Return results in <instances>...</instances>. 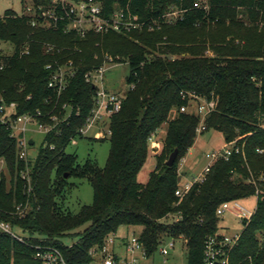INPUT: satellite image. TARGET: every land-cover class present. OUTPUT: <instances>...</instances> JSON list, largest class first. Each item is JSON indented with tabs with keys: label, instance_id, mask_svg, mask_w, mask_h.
Wrapping results in <instances>:
<instances>
[{
	"label": "trees",
	"instance_id": "1",
	"mask_svg": "<svg viewBox=\"0 0 264 264\" xmlns=\"http://www.w3.org/2000/svg\"><path fill=\"white\" fill-rule=\"evenodd\" d=\"M41 1L46 0H33L36 6ZM102 1L106 14L129 10L144 26L82 37L34 28L30 15L14 10L0 16V39L15 45L13 55L0 56L5 62L0 106L15 103L13 117L36 115L53 127L35 160L25 162L12 129L0 123V160L5 164L0 170V221L29 239L22 242L0 229V264H43L35 258L38 245L59 248L68 264L89 263L94 260L91 249L102 248L122 225L142 227L140 240L150 255L174 238L186 264H202L206 238L221 231L218 206L251 196L257 197L255 213L231 262L264 264V0ZM174 9L179 14L171 21L167 14ZM106 54L129 64L127 84L134 87L109 117L111 134L98 140L111 144L105 166L92 159L81 165L78 154L66 149L72 140L85 137L80 130L98 91L86 74L102 67ZM70 61L74 75L59 93L49 86L50 78L59 64ZM182 92L216 102L205 131H220L225 141L236 137L240 152L218 159L206 180L180 197V162L194 146L201 122L195 111H181L188 104ZM55 117L61 121L56 123ZM164 124L167 131L155 167L141 182L150 138ZM176 148V161L168 166ZM27 168L30 194L21 177ZM72 177L87 179L94 189L93 203L78 213L64 211L57 202ZM21 204L29 206L24 217L17 213ZM64 238L73 241L66 244Z\"/></svg>",
	"mask_w": 264,
	"mask_h": 264
},
{
	"label": "built area",
	"instance_id": "2",
	"mask_svg": "<svg viewBox=\"0 0 264 264\" xmlns=\"http://www.w3.org/2000/svg\"><path fill=\"white\" fill-rule=\"evenodd\" d=\"M198 5L199 3L195 2L194 6L197 7ZM26 9L27 13L25 14L31 16L30 24L34 28L62 30L63 32L73 31L82 37H86L90 32H122L144 26V22L139 21L138 17L132 15L129 10H116L111 14H106L102 0H46L45 2L41 1L38 6L33 2ZM172 14L174 15V19L178 16L179 11L174 9L167 14V18ZM53 48L52 45H48L49 51L53 50ZM107 58H111L110 60L114 61L112 56H106V62ZM72 66V61L68 65L59 64L50 78L49 86L57 87L59 93H61L66 88L68 79L74 75V72L70 70ZM66 67L68 68L65 69ZM4 68L5 62L4 60H0V71L4 70ZM47 68H53V66L49 64ZM104 71L105 68L103 66L94 70L98 75L101 74V77H103ZM93 74L92 71L88 72L86 78L88 81H93L98 87L96 105L86 125L80 130L82 134H86L91 129L97 127L98 122L104 116L110 117L111 114L118 112L122 108L125 96L124 93L105 89L103 82H101L102 78H97L98 75L94 78ZM99 82L102 84H99ZM129 87H134V85L132 84ZM182 96L188 98V104L182 106L181 111H195L201 116V122L197 131L198 133H202L207 128L205 119L215 108L216 102L192 93L185 94L182 92ZM15 106V103H11L10 105L3 103L0 106V123L12 129V135L18 139L19 158L25 162H29L28 149L30 139L27 137L29 125H37V127L44 128L46 133L51 131L53 127L40 123L36 115L22 114L13 117ZM6 109H11V114H5ZM37 114L40 116L41 112ZM97 134L104 138L109 136L111 131L109 127L106 130L101 128ZM76 139L72 140V142ZM150 141L151 143L155 141L154 135L150 138ZM234 151L240 152V147L236 146V141L224 145L221 149L205 153V156L208 158V163L199 174L193 177H186L185 181L182 180L181 186L176 190V195L183 197L194 185L203 183L213 164L220 158L228 160ZM260 151L262 152L263 150ZM21 177L25 180L27 194H30L33 189V183L28 168L22 171ZM28 208V204L25 206L21 204L18 206L17 213L20 217H24ZM254 213L255 209L248 208L243 203V200L240 199L225 201L216 209V214L220 220L227 215L234 216L243 224V229L250 222ZM178 219L179 217H176V220ZM0 229L10 233L22 242L29 240L14 230L9 223L0 221ZM243 229L235 235H230L224 233L221 228V231L217 234L209 235L204 243L202 264H232L231 254L239 243ZM114 242L113 235H111L102 248L91 249L90 253L94 260L84 264H186L185 262L180 263L176 256L173 262L169 261V257L174 256L173 254L178 250L177 241L174 238L164 241L160 245L157 253L150 255L140 240V236L132 234L125 243L126 250L130 254L129 257L116 255L112 250ZM186 248L187 246H185ZM36 249L35 258L43 264H68L60 249L55 246L38 245Z\"/></svg>",
	"mask_w": 264,
	"mask_h": 264
},
{
	"label": "rangeland",
	"instance_id": "3",
	"mask_svg": "<svg viewBox=\"0 0 264 264\" xmlns=\"http://www.w3.org/2000/svg\"><path fill=\"white\" fill-rule=\"evenodd\" d=\"M33 4V0H0V16H3L7 10H14L18 14L27 13V6ZM174 15H169L168 18L173 20ZM15 52V45L11 41L1 40L0 39V56L6 57L11 56ZM209 54H212L209 52ZM105 56H109L106 54ZM111 58H107V62L104 63L103 67L105 68L103 77L101 74L98 75L97 72L92 71L94 78L98 75L97 78H102L103 86L105 89L114 92L124 93L129 88L127 84V76L130 72L129 64L121 61H111ZM66 67L65 69H67ZM93 82V81H92ZM99 82V84H102ZM11 109H6L5 114H11ZM70 113V108H67V113L65 118ZM56 123L61 121L56 117ZM52 127V126H51ZM40 128L37 125H29V130L27 137L30 140H34V144H30L28 149L29 159L34 161L38 155L39 148L45 138L46 130ZM94 129H91L86 134H83L84 138H78V144H70L66 152L67 153H77L79 156L78 163L84 164L86 160L92 159L97 161L99 166L104 167L109 156L110 151V141H96L86 138L87 135L93 134ZM167 131V124H164L161 129L158 130L154 136V140L157 143L161 142V148L164 141V137ZM94 139V138H93ZM237 138L235 137L233 141H225L223 133L214 129L205 131L204 133H198L194 148L192 153H189L181 159L180 162V172L182 174L186 173L185 177H193L197 175L208 163V158L205 156V153L212 152L218 149H221L224 145L234 142ZM151 149V147H150ZM159 150V151H160ZM151 153L150 158L142 168L139 174V180L141 182H146L149 178L150 171L154 168L155 156L159 152ZM5 170V164L3 160H0V170ZM68 185L65 187L62 195L57 197V202L64 211H70L71 213H78L82 206L89 205L94 201V189L91 183L87 179L80 178H69ZM243 203L250 209L254 210L257 205L256 196H251L243 201ZM220 227L224 233L235 235L243 229V224L234 216L227 215L222 220H220ZM84 228H81L83 230ZM142 231L141 226H131V225H122L118 231L113 235L115 240L112 245V250L115 253L120 254V257H129L130 254L126 250L127 239L131 237L132 234L140 235ZM73 239H76L73 238ZM71 238H64L63 242L66 244L72 243ZM122 241L124 243H122ZM177 252V253H176ZM173 254L174 256L169 257V261L173 262L174 257H178L180 263L184 262L185 255L180 251L176 250ZM173 257V258H172Z\"/></svg>",
	"mask_w": 264,
	"mask_h": 264
},
{
	"label": "crops",
	"instance_id": "4",
	"mask_svg": "<svg viewBox=\"0 0 264 264\" xmlns=\"http://www.w3.org/2000/svg\"><path fill=\"white\" fill-rule=\"evenodd\" d=\"M108 124H109V117H107V116H104V118L102 119V120H100V122H98V126L97 127H95V129H94V132H93V134H89V135H87L86 136V138H89L90 140H93V138L94 139H97L96 141H98L99 139H102L103 137H100L98 134H97V132L102 128V129H104V130H106L107 129V127H109L108 126ZM158 132V131H157ZM156 132V133H157ZM156 133L154 134V136L156 135ZM107 137V136H106ZM105 138V137H104ZM165 138V137H164ZM74 145H76V144H78V138L74 141V142H72ZM71 143V144H72ZM150 147H151V153H156L157 151H159L160 150V148H161V142H159V143H157V141L155 140L153 143H150ZM194 148V146L192 147V148H190V150H189V153H192V149ZM154 167H155V164H154ZM202 171V170H201ZM200 171V172H201ZM199 172V173H200ZM198 173V174H199ZM185 174L186 173H184V174H182V176H183V178H184V176H185ZM186 178V177H185ZM257 198V197H256ZM122 243H124L123 241H122ZM124 245H125V243H124ZM116 255H118V256H121L120 254H118V253H115Z\"/></svg>",
	"mask_w": 264,
	"mask_h": 264
},
{
	"label": "water",
	"instance_id": "5",
	"mask_svg": "<svg viewBox=\"0 0 264 264\" xmlns=\"http://www.w3.org/2000/svg\"><path fill=\"white\" fill-rule=\"evenodd\" d=\"M30 144H34V140L32 139V140H30ZM177 155H178V149L176 148V149H174V151L170 154V156H169V159L167 160V165L168 166H172L174 163H175V161H176V158H177Z\"/></svg>",
	"mask_w": 264,
	"mask_h": 264
}]
</instances>
